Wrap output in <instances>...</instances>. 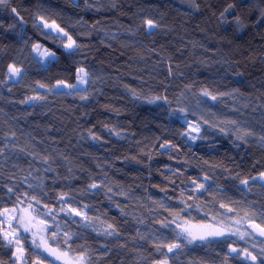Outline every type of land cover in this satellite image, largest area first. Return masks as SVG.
<instances>
[{
    "label": "trees",
    "instance_id": "1",
    "mask_svg": "<svg viewBox=\"0 0 264 264\" xmlns=\"http://www.w3.org/2000/svg\"><path fill=\"white\" fill-rule=\"evenodd\" d=\"M40 22L79 47L65 50ZM36 45L55 60L43 66ZM81 68L83 91L55 90L75 85ZM262 138L264 0L0 5V264H16L1 215L37 200L81 211L50 244L83 252L86 264H261L232 253L243 246L230 238L182 244L172 224L248 219L264 228Z\"/></svg>",
    "mask_w": 264,
    "mask_h": 264
},
{
    "label": "rangeland",
    "instance_id": "2",
    "mask_svg": "<svg viewBox=\"0 0 264 264\" xmlns=\"http://www.w3.org/2000/svg\"><path fill=\"white\" fill-rule=\"evenodd\" d=\"M72 1L75 2L77 0ZM42 24L43 23L40 22L41 26ZM43 29L51 33L52 35L59 37L63 41V43L66 42V38L63 37V34H58V32L53 28L43 27ZM44 52L47 51L44 50L42 47H39L38 51H34L33 48V54L35 58L43 66H46L47 64L55 60V55L52 57L41 55V53ZM8 75L10 81L15 82L18 80L19 75L13 76L9 73V70ZM75 85L77 86L76 88L57 86L55 87V90L60 92L83 91L85 89L86 84H79L77 80ZM256 180L260 181L264 185V179H260V177H258ZM69 209H71V207L69 204L66 203V201L65 203L61 204V206H59V208L57 209H47L34 203L21 201L16 204L13 210L4 212L1 215V220L3 222L4 227L3 236L6 243L11 246L12 250L14 251L13 259H15L16 264H24V255L22 249L26 246L30 248L32 252V264H64V259L57 260L55 256H49L48 253L44 250L43 246L37 248L36 244L41 243L42 240H47L48 245L52 247L50 244L52 240V233L56 232V236L60 234L62 235L63 223L67 219H69L70 216L75 215L74 213H70ZM50 210L51 215H48ZM21 216H23V220L19 219V217ZM14 217H16V219H14ZM41 221L46 222L47 231H42V229L45 228V224L41 223ZM253 225L254 224L248 219H241L227 223L210 221L207 224H192L184 221H176L172 224V228L174 230H177V236L179 240L178 242H181L182 244L188 246L200 245L206 242L223 240L226 238L236 240L237 242H240V244L243 246V249H238L235 252H231L235 254L239 253L243 260L255 263L256 261H253L247 255V253H251L257 258L264 259V245H258L256 243V240L250 234L249 230L252 228ZM25 227H27L29 230L25 231ZM57 228L59 229L58 231ZM186 228L191 230V232L196 235L197 238L193 240L192 237L189 236L187 232H185ZM215 232H222L223 235H209V233ZM201 235H203L205 238L200 239L199 237ZM190 240L191 243H189ZM9 241H11V243ZM52 248H56L58 251L61 250L57 247Z\"/></svg>",
    "mask_w": 264,
    "mask_h": 264
},
{
    "label": "snow or ice",
    "instance_id": "3",
    "mask_svg": "<svg viewBox=\"0 0 264 264\" xmlns=\"http://www.w3.org/2000/svg\"><path fill=\"white\" fill-rule=\"evenodd\" d=\"M8 3V0H0V5H4L6 6ZM231 7V5L229 6ZM225 11H228V9H225ZM12 12L15 13L17 16H19V13L16 12V9L13 8L12 9ZM223 15V13H222ZM41 20H43V18H41ZM145 24L147 25V28L149 30H151L152 28H155L157 25L150 19L146 20L145 21ZM42 27H45V28H53L54 30H56L59 33H63V37L66 38V42L64 43V48L66 50H69V51H73L75 50L76 48L79 47V45H77L76 41L67 33L65 32L62 28H59L58 25H49L47 24V22H44L42 24ZM39 45H36L34 47V51H38L39 50ZM41 55H45V56H48V57H52L54 56L55 54L54 53H49V52H44V53H41ZM19 72L20 70L18 68H16L15 66L13 65H10L9 66V73L13 76L15 75H19ZM87 73L85 72V70L83 68L79 69L78 70V75H77V80H78V83L79 84H86L88 83L87 79ZM60 85H63L64 87H67V88H76L77 86L76 85H68V84H64L63 81H60L58 82V86ZM40 87H44V85H40ZM204 95L205 96H208L209 93L207 91L204 92ZM41 97H33L32 99H40ZM213 100L216 99L215 96H212L211 97ZM81 99H86V97H81ZM183 111V110H181ZM235 123V122H233ZM250 133H245V135H249ZM264 139V138H262ZM253 179H256L255 177H253ZM260 179H264V173H261L260 174ZM241 183L243 184H247L248 181L247 180H243L241 181ZM91 187L95 188V187H98V185L96 184H93ZM198 188H203V185H198L197 186ZM9 191H11V189H9ZM33 200H35V197L32 198ZM61 199H63V197H61ZM37 204H39L40 202L37 200L36 201ZM31 207V206H30ZM221 207H224L223 205H221ZM63 211V209H62ZM69 212L70 213H74L75 215L79 216V215H82L81 211L77 210V209H74V208H71L69 209ZM67 214V213H66ZM48 215H51V210L49 211ZM14 219H16V217H14ZM20 220H23V216L19 217ZM54 219V217H53ZM41 223H44L45 224V228L42 229V231H47V224L45 221H41ZM109 227H111V225H109ZM256 227H259V225H256ZM29 229L27 227H25V231H28ZM59 229L57 228V231ZM185 232H187V234L189 236L192 237V239H196V235H194L191 230L189 229H185ZM109 235H111L112 233L109 232L108 233ZM261 234L264 235V229L261 230ZM209 235H223L222 232H215V233H209ZM64 236H65V239H64V244L66 246H68V241L72 239V236L68 233H64ZM6 238H7V234H6ZM200 239H204L205 237L203 235H201L199 237ZM11 243V241H9ZM52 242L53 243H58L56 241V232H53L52 233ZM35 243V241H34ZM189 243H191V240L189 241ZM43 246L44 247V250L48 253L49 256H55V258L57 260H61V259H64V264H85V254L83 252L80 253L79 257H71L70 256V253L72 252V248L70 246L67 247L66 250H60L58 251L56 248H52L48 245V242L47 240H42L41 243H38L36 244V247L39 248ZM167 247L168 249V252H172L174 248H178L179 245L178 244H167V245H164ZM159 250V249H158ZM233 252L236 251V249H232ZM246 251V250H245ZM247 255L253 260V261H256L257 260V257L256 256H253L251 253H247ZM158 264H168V261H167V258H165L164 260L158 262ZM261 264H264V260L261 261Z\"/></svg>",
    "mask_w": 264,
    "mask_h": 264
},
{
    "label": "water",
    "instance_id": "4",
    "mask_svg": "<svg viewBox=\"0 0 264 264\" xmlns=\"http://www.w3.org/2000/svg\"><path fill=\"white\" fill-rule=\"evenodd\" d=\"M262 229L264 228L256 227V225L254 224L252 228L249 230V232L256 241L264 243V235L261 234Z\"/></svg>",
    "mask_w": 264,
    "mask_h": 264
}]
</instances>
